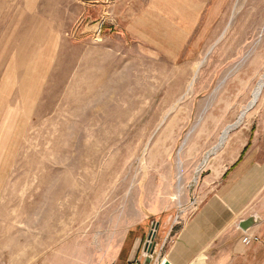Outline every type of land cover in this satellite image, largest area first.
Masks as SVG:
<instances>
[{
  "label": "rangeland",
  "instance_id": "rangeland-1",
  "mask_svg": "<svg viewBox=\"0 0 264 264\" xmlns=\"http://www.w3.org/2000/svg\"><path fill=\"white\" fill-rule=\"evenodd\" d=\"M156 1L0 0V264H105L145 181L185 206L246 141L264 0H208L187 38Z\"/></svg>",
  "mask_w": 264,
  "mask_h": 264
},
{
  "label": "crops",
  "instance_id": "crops-1",
  "mask_svg": "<svg viewBox=\"0 0 264 264\" xmlns=\"http://www.w3.org/2000/svg\"><path fill=\"white\" fill-rule=\"evenodd\" d=\"M157 1L163 14L176 19L171 24L179 38H187L194 32L208 5V0ZM220 6V0H216L210 17L219 15ZM242 114L240 120L247 112ZM244 128L249 135L233 159L223 160L224 167L219 173L210 171L205 175L201 193L190 195L185 206L160 191V186L145 181L138 192V205L131 210L133 217L123 218L120 239L107 247L105 264H164L167 260L171 264H264V92L250 127ZM15 132L1 122L0 151L5 152L1 167L7 164L6 152L11 143H16ZM237 136L238 133L234 134L223 148H218L217 156L222 150L225 153L236 147V142L230 141ZM193 200L198 206L190 205ZM251 216H256L255 224L243 230L241 223ZM153 222L156 245L150 257L143 254L142 248ZM246 234L259 240L246 245L243 242Z\"/></svg>",
  "mask_w": 264,
  "mask_h": 264
},
{
  "label": "built area",
  "instance_id": "built-area-1",
  "mask_svg": "<svg viewBox=\"0 0 264 264\" xmlns=\"http://www.w3.org/2000/svg\"><path fill=\"white\" fill-rule=\"evenodd\" d=\"M156 231H157L156 227L154 226V228L152 229V231H151V233L149 235L148 240L145 242L144 249H143V254L145 256H151L149 254L150 249L156 245V242H155ZM258 240H259V238L257 236H253V235H250V234H246V235L243 236V242L246 245L252 243L253 241H258ZM132 264H138V263L137 262H133Z\"/></svg>",
  "mask_w": 264,
  "mask_h": 264
},
{
  "label": "water",
  "instance_id": "water-1",
  "mask_svg": "<svg viewBox=\"0 0 264 264\" xmlns=\"http://www.w3.org/2000/svg\"><path fill=\"white\" fill-rule=\"evenodd\" d=\"M255 221H256V216H251V217L243 220V222L241 223L240 226L243 230H247L249 227H251L255 224ZM154 252H155V246L150 249L149 254L152 256L154 254ZM148 259H150V258H148ZM164 264H171V262L167 260L164 262Z\"/></svg>",
  "mask_w": 264,
  "mask_h": 264
},
{
  "label": "bare ground",
  "instance_id": "bare-ground-1",
  "mask_svg": "<svg viewBox=\"0 0 264 264\" xmlns=\"http://www.w3.org/2000/svg\"><path fill=\"white\" fill-rule=\"evenodd\" d=\"M261 90H262V87H260V88L257 90V92H256V94H255V97H254V100H253V103L257 100V98H258L259 93L261 92ZM241 117H242V116H241ZM228 131H229V129H227V130L225 131V136L228 134ZM225 136H222V137H221V141H220L218 147L224 143Z\"/></svg>",
  "mask_w": 264,
  "mask_h": 264
}]
</instances>
